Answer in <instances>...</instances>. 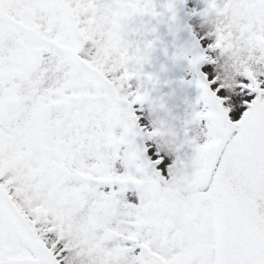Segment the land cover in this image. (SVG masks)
<instances>
[{
  "label": "snow or ice",
  "instance_id": "snow-or-ice-1",
  "mask_svg": "<svg viewBox=\"0 0 264 264\" xmlns=\"http://www.w3.org/2000/svg\"><path fill=\"white\" fill-rule=\"evenodd\" d=\"M184 3L0 0V264H264V0H208L198 15L214 30L180 44ZM100 25L118 48L106 63ZM162 45L191 79L163 80L168 63L145 71ZM173 84L196 93L183 115L175 88L159 94ZM97 90L115 113L99 129ZM56 116L65 139L89 138L83 167L48 175L40 146Z\"/></svg>",
  "mask_w": 264,
  "mask_h": 264
},
{
  "label": "rangeland",
  "instance_id": "rangeland-1",
  "mask_svg": "<svg viewBox=\"0 0 264 264\" xmlns=\"http://www.w3.org/2000/svg\"><path fill=\"white\" fill-rule=\"evenodd\" d=\"M157 2H166V0H157ZM207 3L208 0H186V3L179 5V19L185 30L181 32L178 43L184 44L194 42L195 40H202L208 33L214 30L211 24L205 23L204 18L198 15V13L202 12L207 7ZM167 31L166 26H161L160 32L164 38V44L168 46L169 53L171 54L175 51V48L172 46L173 38L167 34ZM95 34L100 37V39L97 40V44L100 45L104 53V62L106 63L113 60L118 48L110 44L109 41L115 34L111 29L105 30L103 25L99 26ZM16 44L22 48L24 42L17 41ZM14 54L19 55L20 53L17 51ZM165 63L169 64L171 70L166 74H162L163 80L179 81L181 79H191L190 74L185 71L184 67L173 68L171 66L170 62L163 54V45L160 46V49L155 53L153 63L145 66V71L159 72L160 66ZM229 75H234V73H230ZM133 86H137V82L134 81ZM174 88L176 89V98L169 101V103L173 105L174 112L177 115H183L185 107L183 100L185 96H195L196 93L193 90H181L176 84H173L172 86L162 85L159 94L171 93ZM91 100L95 103V113L92 119L95 121L96 128L99 129L110 123L115 113L110 107L109 98L103 91L97 90L92 94ZM52 103L55 104L57 102L53 101ZM89 111H92V109L90 108ZM138 115H140L144 126L149 128L151 127L152 119L156 118L151 116L147 106H145L143 111L139 112ZM65 118L66 117L56 116L55 118H51L48 122L47 130L44 132L47 143L40 146L46 153L44 165L40 169L41 173L53 175L56 169H63L66 172H71L73 170V165L79 164L81 167L84 166V161L79 159V157L82 151L86 149L85 141L89 138V133L78 131L75 135H72L71 129L69 128L65 130L68 136V138L65 139V135L58 131L63 129ZM46 185L47 177L40 180L36 185L35 198L39 199L43 196V190ZM126 218L127 211L123 207L114 209L111 213V219L118 225L122 224ZM120 235H122V233L116 230H113L110 234V246L114 250H118L121 247V242L118 239ZM92 251L94 252L96 249L93 248Z\"/></svg>",
  "mask_w": 264,
  "mask_h": 264
}]
</instances>
